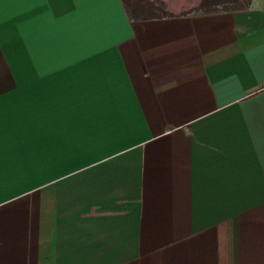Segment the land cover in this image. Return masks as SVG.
<instances>
[{
	"label": "crops",
	"instance_id": "1",
	"mask_svg": "<svg viewBox=\"0 0 264 264\" xmlns=\"http://www.w3.org/2000/svg\"><path fill=\"white\" fill-rule=\"evenodd\" d=\"M0 264H264V0H0Z\"/></svg>",
	"mask_w": 264,
	"mask_h": 264
},
{
	"label": "trees",
	"instance_id": "2",
	"mask_svg": "<svg viewBox=\"0 0 264 264\" xmlns=\"http://www.w3.org/2000/svg\"><path fill=\"white\" fill-rule=\"evenodd\" d=\"M121 3L129 21L140 22L174 16L242 11L251 7L252 0H197L195 6H191L188 12L181 8L173 10L166 0H121ZM177 11H183V13Z\"/></svg>",
	"mask_w": 264,
	"mask_h": 264
},
{
	"label": "rangeland",
	"instance_id": "3",
	"mask_svg": "<svg viewBox=\"0 0 264 264\" xmlns=\"http://www.w3.org/2000/svg\"><path fill=\"white\" fill-rule=\"evenodd\" d=\"M166 1L169 2L173 10L177 8H181L182 10H185L186 12H188L191 6H195L194 4L197 3V0H166ZM177 12H180V11H177ZM180 13H183V11H181Z\"/></svg>",
	"mask_w": 264,
	"mask_h": 264
}]
</instances>
